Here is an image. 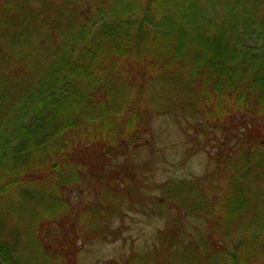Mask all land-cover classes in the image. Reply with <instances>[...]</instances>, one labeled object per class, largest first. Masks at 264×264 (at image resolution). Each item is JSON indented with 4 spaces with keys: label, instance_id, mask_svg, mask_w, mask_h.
I'll list each match as a JSON object with an SVG mask.
<instances>
[{
    "label": "trees",
    "instance_id": "trees-1",
    "mask_svg": "<svg viewBox=\"0 0 264 264\" xmlns=\"http://www.w3.org/2000/svg\"><path fill=\"white\" fill-rule=\"evenodd\" d=\"M165 113L204 177L138 176ZM129 214L138 264H264V0H0V264H72Z\"/></svg>",
    "mask_w": 264,
    "mask_h": 264
},
{
    "label": "rangeland",
    "instance_id": "rangeland-1",
    "mask_svg": "<svg viewBox=\"0 0 264 264\" xmlns=\"http://www.w3.org/2000/svg\"><path fill=\"white\" fill-rule=\"evenodd\" d=\"M154 131V142L157 143L153 146L154 151L146 150L143 157L138 158V163L136 162V164L150 163V167H143L142 171L139 169L138 176L139 173L140 176L147 175L159 184L165 183L171 178L192 180V178L204 177L209 158L208 153H215L212 149L213 145L210 148L203 146V150L195 157H185L190 146L186 145L185 137L177 132L175 121L171 120V116L166 113L157 120ZM133 159L132 156L130 161ZM75 197L77 203L91 198L90 193L83 198L78 194H75ZM74 221L75 219L69 221V224H61L63 228L66 227L67 231L65 229L63 231L60 224L56 225L61 230L53 237V244L49 242L50 246H48L51 250L57 251L66 248L65 239L69 238L68 236L72 237L74 225H77V221ZM149 222L151 221L148 218L145 219L141 215L129 214L122 222L116 224L122 228L120 231L122 234L116 236L109 234L101 238L93 237L86 245L79 241L76 248H82L80 258L75 262V258L72 256L70 262L72 264H138L140 262L139 255L144 248L150 247V253L153 254L156 249H159V243L153 244L156 227H151ZM206 228L207 226L205 230ZM117 237L120 238L117 239Z\"/></svg>",
    "mask_w": 264,
    "mask_h": 264
}]
</instances>
